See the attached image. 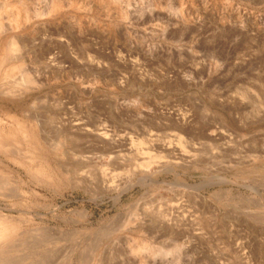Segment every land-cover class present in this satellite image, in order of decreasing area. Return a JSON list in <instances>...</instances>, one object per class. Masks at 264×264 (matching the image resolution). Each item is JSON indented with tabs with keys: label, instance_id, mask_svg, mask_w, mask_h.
Returning a JSON list of instances; mask_svg holds the SVG:
<instances>
[{
	"label": "rangeland",
	"instance_id": "374dc122",
	"mask_svg": "<svg viewBox=\"0 0 264 264\" xmlns=\"http://www.w3.org/2000/svg\"><path fill=\"white\" fill-rule=\"evenodd\" d=\"M216 1L194 0L201 33L191 46L186 41L172 46L185 52L195 47L202 60L218 63L197 71L198 88L180 94L103 90L97 99H83L81 116L88 129H107L111 140L88 135L82 159L0 160V219L19 228L17 242L35 227L55 230L53 238L37 243L35 253L45 264H92L97 258L116 264L144 238H157L156 246L166 253L180 241V264H264V93L231 92L242 84L264 89V32L254 40L252 26L264 31V0H219L215 8ZM239 16L250 33L233 37L228 28ZM223 21L228 37L219 25ZM181 57L176 61L184 64ZM174 80L172 87H180ZM40 119L50 142L75 146L68 132L49 125L46 114ZM165 143L177 152L161 151ZM127 149L131 154L122 156ZM179 152L187 159H177ZM144 153L161 167H140ZM181 198L195 217V231L162 225L181 219L171 209ZM30 251L17 247L9 258ZM163 258L171 264V256Z\"/></svg>",
	"mask_w": 264,
	"mask_h": 264
},
{
	"label": "bare ground",
	"instance_id": "6f19581e",
	"mask_svg": "<svg viewBox=\"0 0 264 264\" xmlns=\"http://www.w3.org/2000/svg\"><path fill=\"white\" fill-rule=\"evenodd\" d=\"M218 1L212 3L215 8L221 5ZM193 2L0 0V160L49 162L79 159L85 152L88 135L111 140L107 129H88L81 116L83 99H97L103 90L119 94H180L198 88L195 86L197 71L205 70L206 67L217 68L218 63L202 60L195 47H191V52L181 51L178 44L175 46L179 48L172 47L183 41L191 46L195 35L201 33L199 30L202 25L197 30L201 20L193 16ZM242 17H237L233 28L224 21L220 22L222 31L227 29V25L233 37L247 36L250 30L245 25V17ZM252 26L256 40L264 31L255 24ZM212 34L215 36L216 33ZM225 37L228 36L225 34ZM181 55L185 56V59L181 57L185 60L184 64L176 61V57ZM164 72L170 74V77L173 74L174 78L165 76ZM174 79L180 82V87H172ZM256 85H238L231 92L264 93L263 87ZM13 109L20 111L21 115L15 114ZM42 113L47 115L49 125L72 136L74 147H70L65 140L56 144L48 140L47 128L40 119ZM3 122L5 126L9 125V130L3 126ZM41 145L47 148L42 149ZM174 148L175 153L177 147L173 143L159 147L166 153ZM129 150L122 156H129ZM148 155L144 153L137 160L140 167H161V161H155ZM176 155L179 160L187 159L185 152ZM183 202V198L176 199L171 205L172 211L181 215V219L165 220L162 225H167L173 231L181 225L187 226L184 229L188 231L189 228L195 231V220H192L195 217L185 209ZM6 219H0V264H45L43 257L35 253L38 250L37 243L42 239L53 238L55 230L35 227L31 236L29 233V236H23V232L17 236L21 238L17 242L14 237L19 234V228ZM57 235L74 236L72 233ZM156 240L140 239L138 243L129 246V252L119 257L116 264H164L163 257L166 256L172 257L171 264L181 263L183 253L179 249L183 244L180 241L166 253L160 246H156L159 244ZM25 246L32 251L9 258L14 248ZM95 262L92 264H113L112 258L108 262L97 258L98 263ZM71 263L65 261L59 264Z\"/></svg>",
	"mask_w": 264,
	"mask_h": 264
}]
</instances>
